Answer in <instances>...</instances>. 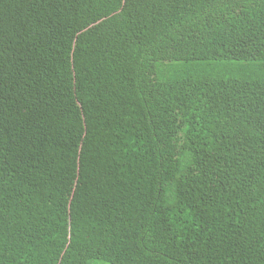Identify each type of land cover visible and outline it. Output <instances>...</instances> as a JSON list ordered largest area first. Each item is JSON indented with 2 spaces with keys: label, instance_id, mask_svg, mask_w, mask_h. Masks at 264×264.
<instances>
[{
  "label": "trees",
  "instance_id": "trees-1",
  "mask_svg": "<svg viewBox=\"0 0 264 264\" xmlns=\"http://www.w3.org/2000/svg\"><path fill=\"white\" fill-rule=\"evenodd\" d=\"M264 264V0H0V264Z\"/></svg>",
  "mask_w": 264,
  "mask_h": 264
},
{
  "label": "rangeland",
  "instance_id": "rangeland-1",
  "mask_svg": "<svg viewBox=\"0 0 264 264\" xmlns=\"http://www.w3.org/2000/svg\"><path fill=\"white\" fill-rule=\"evenodd\" d=\"M93 264H95V263H93Z\"/></svg>",
  "mask_w": 264,
  "mask_h": 264
}]
</instances>
